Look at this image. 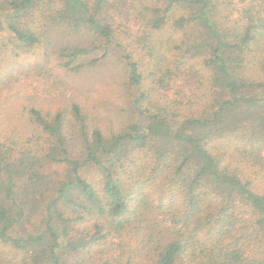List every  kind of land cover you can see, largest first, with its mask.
<instances>
[{
	"label": "trees",
	"instance_id": "trees-1",
	"mask_svg": "<svg viewBox=\"0 0 264 264\" xmlns=\"http://www.w3.org/2000/svg\"><path fill=\"white\" fill-rule=\"evenodd\" d=\"M11 49L116 64L122 105L0 133V264H264V0H0Z\"/></svg>",
	"mask_w": 264,
	"mask_h": 264
},
{
	"label": "rangeland",
	"instance_id": "rangeland-1",
	"mask_svg": "<svg viewBox=\"0 0 264 264\" xmlns=\"http://www.w3.org/2000/svg\"><path fill=\"white\" fill-rule=\"evenodd\" d=\"M8 37L17 47V41ZM15 50L20 55L17 58L12 57L13 49L9 54L0 56V133L22 136L29 130L20 121L19 111L23 105L33 104L51 109L72 94L88 110L104 116L101 118L107 125L119 122L118 110L121 108L116 107L122 105V99L119 98L117 84L122 74L116 64L101 67L83 78L75 75L66 77L54 66L53 60L47 62L40 49ZM47 66L56 71V76L46 77L43 74ZM11 71L12 78L6 81Z\"/></svg>",
	"mask_w": 264,
	"mask_h": 264
}]
</instances>
